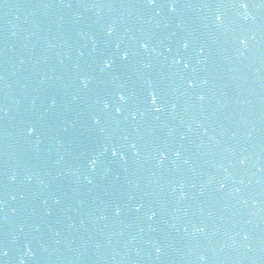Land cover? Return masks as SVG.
I'll return each mask as SVG.
<instances>
[{"label": "water", "instance_id": "95a60500", "mask_svg": "<svg viewBox=\"0 0 264 264\" xmlns=\"http://www.w3.org/2000/svg\"><path fill=\"white\" fill-rule=\"evenodd\" d=\"M0 264H264V0H0Z\"/></svg>", "mask_w": 264, "mask_h": 264}, {"label": "snow or ice", "instance_id": "6c2138e0", "mask_svg": "<svg viewBox=\"0 0 264 264\" xmlns=\"http://www.w3.org/2000/svg\"><path fill=\"white\" fill-rule=\"evenodd\" d=\"M146 3H147L148 6H155V5H156V0H146ZM240 7H246V5L242 3V4H240ZM218 19H219V17H218ZM108 34L111 35V30H109ZM141 47L146 48L147 45H146V44H142ZM184 47H185V49H186V48L188 47V45L185 44ZM120 59H121V61H127V60H128V55H127V53H123V54L120 56ZM111 67H112V62H111V61H105V62H104V68H105V69H108V68H111ZM184 67L187 68L188 65L185 64ZM85 86H87L86 83H85ZM189 87H192V83H189ZM120 99L123 100V99H124L123 96H121ZM152 102H153V104L156 103V97H155V96H153V98H152ZM106 107H107V105H106ZM156 111H160V109L157 108ZM97 123H98V121H97ZM33 131H34V129H29V130H28V135H32ZM112 154H113L114 156L116 155L115 152H113ZM94 164H95V161H93V165H94ZM137 211H139V208H137ZM117 214H119V213H117ZM157 251H159V249H157Z\"/></svg>", "mask_w": 264, "mask_h": 264}]
</instances>
